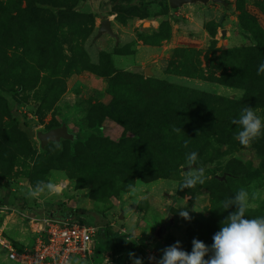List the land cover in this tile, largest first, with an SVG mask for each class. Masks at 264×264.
Returning <instances> with one entry per match:
<instances>
[{"label":"rangeland","instance_id":"374dc122","mask_svg":"<svg viewBox=\"0 0 264 264\" xmlns=\"http://www.w3.org/2000/svg\"><path fill=\"white\" fill-rule=\"evenodd\" d=\"M227 1L0 0V264H17L2 242L29 244L32 218L47 211L112 225L153 252L147 264L177 241L189 252L193 239L210 246L228 215L221 201L242 187L260 193L247 216H264V135L243 146L231 123L247 106L264 119V60L253 58L264 0ZM105 18L118 39L97 36ZM63 121L87 137L42 151L37 134ZM191 151L206 180L181 189ZM224 172L226 183L213 177ZM37 181L61 194L29 198ZM72 264L115 263L94 252Z\"/></svg>","mask_w":264,"mask_h":264},{"label":"clouds","instance_id":"9594fccd","mask_svg":"<svg viewBox=\"0 0 264 264\" xmlns=\"http://www.w3.org/2000/svg\"><path fill=\"white\" fill-rule=\"evenodd\" d=\"M259 72H264V64L260 65L258 74ZM231 123L239 127L234 138L243 146H249L264 135V119L258 116L252 107L243 108L238 118H233ZM174 131L180 132L182 129L175 128ZM198 162L199 156L196 151L186 154L189 170L184 176L181 189L205 183V168L197 167ZM45 192L53 196L61 194L56 182L37 181L34 187L28 186L26 195L37 199ZM258 198L259 192L250 193L246 188H240L233 197L221 201V206L228 215L220 222V228L213 235L210 246L193 239L189 252L177 241L163 249V254L156 264H264V216L254 218L247 216V213L256 207L254 201ZM233 208L234 210L229 211ZM179 215L185 220H191L187 211H179ZM128 240L131 241L130 238ZM133 264H143V260L134 258Z\"/></svg>","mask_w":264,"mask_h":264},{"label":"built area","instance_id":"2783aa9c","mask_svg":"<svg viewBox=\"0 0 264 264\" xmlns=\"http://www.w3.org/2000/svg\"><path fill=\"white\" fill-rule=\"evenodd\" d=\"M32 220L36 221V229L29 244L16 247L2 242L6 259L17 264H72L73 258L90 257L99 243L100 227L83 218L48 212ZM146 256L154 255L151 251Z\"/></svg>","mask_w":264,"mask_h":264},{"label":"water","instance_id":"95a60500","mask_svg":"<svg viewBox=\"0 0 264 264\" xmlns=\"http://www.w3.org/2000/svg\"><path fill=\"white\" fill-rule=\"evenodd\" d=\"M168 5L171 9H178L183 7L187 4H198L202 3L206 5L209 2L217 3L223 7V9H230L231 4L227 0H167ZM102 33H108L109 35L117 38V35L112 31L111 23L109 18H105L101 21L100 27L97 32V36L101 35ZM222 35L225 34V29L222 30ZM146 73H149V69H146ZM37 107V104H33L29 106V109L33 110ZM88 131H74L71 129L65 121H63L60 126L53 127L49 130L40 131L37 134V139L39 141V146L41 150H44L46 146L50 143H59L62 144L63 141L68 140L70 144L72 145L74 141H81L87 137ZM197 167H200V165H196ZM206 168V166H203ZM183 171H188V166L184 165L182 167ZM231 176L233 177V174L230 172H224L222 174H214V178L225 182L227 181V178ZM122 217V215H120ZM163 231H159V235L162 234Z\"/></svg>","mask_w":264,"mask_h":264},{"label":"trees","instance_id":"16d2710c","mask_svg":"<svg viewBox=\"0 0 264 264\" xmlns=\"http://www.w3.org/2000/svg\"><path fill=\"white\" fill-rule=\"evenodd\" d=\"M112 2H118L120 3L122 6L124 7H128L130 4V0H111ZM144 4V3H143ZM264 47L263 49L261 48L260 51L253 50V58L254 59H258L259 62H261V60H264V54H262L264 51ZM237 54L240 56L241 53L237 52ZM253 58L251 60H253ZM249 58L244 59V61H248ZM256 62V60H255ZM256 64L258 65V63L256 62ZM38 104V103H35ZM30 106V105H29ZM124 114L122 113V116ZM157 130H162L161 125H159L158 128H156ZM154 132V131H153ZM151 133L148 132L146 135H150ZM158 138H161L160 136ZM67 141V140H65ZM77 141V140H76ZM74 141L73 144L70 146L72 147L74 145V143L76 142ZM70 143V142H69ZM61 145L59 143H50L46 146V148L44 150L47 149V147H49L50 145ZM63 144V142H62ZM61 148V146H59ZM42 150V151H44ZM76 165V164H74ZM76 167L74 166V169ZM50 212V211H47ZM73 215V211H67V212H63V217H67V216H72ZM98 237H99V243L97 244V246H95V252H102L104 256L106 257H110V259L112 261H114L115 264H123V263H131L133 264V259L134 258H140L143 260V264H147L148 263V258L145 255L141 254V251H139L138 248L133 249V246L130 242L126 241L125 238L120 235V233H118L117 230H115L113 228L112 225H105V226H101L98 230ZM130 254H134V256L130 255Z\"/></svg>","mask_w":264,"mask_h":264},{"label":"flooded vegetation","instance_id":"af4514ba","mask_svg":"<svg viewBox=\"0 0 264 264\" xmlns=\"http://www.w3.org/2000/svg\"><path fill=\"white\" fill-rule=\"evenodd\" d=\"M167 224H168V223H167ZM166 227H167V226H165V225H160V227H159V231H160V230H161V231L165 230Z\"/></svg>","mask_w":264,"mask_h":264}]
</instances>
